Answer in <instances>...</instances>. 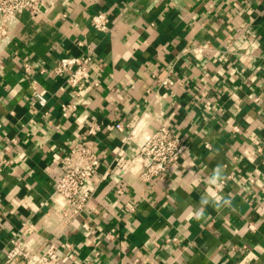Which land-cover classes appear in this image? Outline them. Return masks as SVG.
<instances>
[{
  "label": "crops",
  "instance_id": "1",
  "mask_svg": "<svg viewBox=\"0 0 264 264\" xmlns=\"http://www.w3.org/2000/svg\"><path fill=\"white\" fill-rule=\"evenodd\" d=\"M98 11L107 31L91 26ZM87 45L76 96L51 69ZM91 121L96 190L66 225L50 197ZM160 125L186 147L144 181L128 163ZM0 150V263L12 237L35 252L55 240L64 257L71 242L65 264L264 263V0H58L21 12L0 48Z\"/></svg>",
  "mask_w": 264,
  "mask_h": 264
},
{
  "label": "built area",
  "instance_id": "2",
  "mask_svg": "<svg viewBox=\"0 0 264 264\" xmlns=\"http://www.w3.org/2000/svg\"><path fill=\"white\" fill-rule=\"evenodd\" d=\"M57 2L58 0H0V48L9 43L21 12L27 11L32 18H35L48 11ZM90 23L97 31H107L110 28L108 14L104 11L92 13ZM92 58V46L87 45L86 50L80 54L62 55L57 58L51 71L64 80L73 95L78 96L80 87L90 78ZM24 69L29 70L30 65L24 64ZM35 96L39 103H45L46 99L42 93L37 92ZM73 107H75L74 103L61 104L63 111ZM114 125L119 130L128 126L122 121H117ZM100 128L98 121L89 122L85 129L86 137L75 142L60 159V174L50 200L54 207V215L66 225L84 210L96 190V184L91 183L90 179L96 175L101 164V157L90 137ZM234 129L237 130L238 127L234 126ZM185 147L182 139L169 127L160 125L144 139L138 153L128 164L140 166L139 176L142 180L149 181L164 175L171 165L177 163ZM4 148L8 149L9 146L5 145ZM1 207L0 200V220L2 219ZM248 225L250 228L253 227L252 224ZM63 246L68 250L66 257L59 254L55 240L48 241L41 251L35 252L12 237L9 239L4 260L0 264H65L66 258H73L74 250L73 244L69 241H64Z\"/></svg>",
  "mask_w": 264,
  "mask_h": 264
}]
</instances>
